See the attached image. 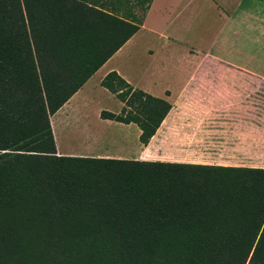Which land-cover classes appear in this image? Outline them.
<instances>
[{
  "label": "trees",
  "instance_id": "1",
  "mask_svg": "<svg viewBox=\"0 0 264 264\" xmlns=\"http://www.w3.org/2000/svg\"><path fill=\"white\" fill-rule=\"evenodd\" d=\"M84 0H0V264H264V167L58 154L53 115L138 29ZM147 144L171 109L115 70Z\"/></svg>",
  "mask_w": 264,
  "mask_h": 264
},
{
  "label": "crops",
  "instance_id": "2",
  "mask_svg": "<svg viewBox=\"0 0 264 264\" xmlns=\"http://www.w3.org/2000/svg\"><path fill=\"white\" fill-rule=\"evenodd\" d=\"M84 1L141 22L50 116L58 154L227 165L207 159L149 158L146 154L159 148L205 149L207 142H212L209 134L225 139L219 140L223 149L230 148L224 144L228 139L244 140L249 152L255 148L252 142L258 124L264 125V72L257 69L251 46L260 44L264 50V0H136L129 7L123 0ZM205 9L212 10L213 20L203 15ZM136 51L146 55L135 59ZM241 53H248L247 58H240ZM111 70L134 88L166 99L171 109L149 142L142 144L136 124L101 118L104 108L100 107L96 110L100 126H90L86 120V139L77 149L64 140L62 132L66 134L75 120L72 117L81 112L80 104L95 92L115 96L100 83ZM96 74L97 80L89 86ZM108 143L118 149L96 151L98 145ZM236 154L240 157L241 150Z\"/></svg>",
  "mask_w": 264,
  "mask_h": 264
},
{
  "label": "rangeland",
  "instance_id": "3",
  "mask_svg": "<svg viewBox=\"0 0 264 264\" xmlns=\"http://www.w3.org/2000/svg\"><path fill=\"white\" fill-rule=\"evenodd\" d=\"M123 1L128 7L133 6L136 2V0H123ZM137 14L141 15V12L137 11ZM203 15L206 16L209 19V21L213 20L212 10L209 11V9H205L203 11ZM251 47L254 49V51H252V54L254 55L252 59L258 65L257 69L259 71L264 72V50L260 47V44ZM144 55H146V53L144 54L142 52L140 53L139 51H136L135 59H138V57L144 58ZM247 55L248 53H241L240 58L245 59L247 58ZM98 75L96 74L91 78L90 82H88L89 86H91L97 80ZM93 95L94 97L89 98L88 102L80 104L81 112L80 113L78 112V114H75L72 117L75 120L73 124L69 127V130L67 129L66 134L62 132V136H64L63 137L64 140L71 143V146H75V147L80 146L82 144V141L86 139L85 136L87 132V126L84 123L86 122V120L90 122V126H96V125L100 126L98 124L99 122H97V116H96L97 115L96 110L98 108L101 107L112 112H117L122 107L121 101L115 96H108L107 94H102L98 92H95ZM258 125L259 126L257 128V131L255 132L256 133L255 141L252 142V145L256 144V146L250 152H249L250 149L246 148V145L248 144L244 140L239 142L240 141L239 139H234V140L228 139V141L224 142V144L229 145L230 148L223 149L220 141H223L225 139L220 137H213L216 136L217 134H209L208 139L211 140L212 142H207L206 144L207 148L205 149L159 148L158 151L157 149H154L155 152L152 154H146V157L157 158V159H180V160L207 159V160H212L214 162L225 163L227 165H235V164L237 165L239 163L244 162V160L247 161L250 159L252 160L251 163H249L251 166L264 167V125L260 123ZM214 127L215 126H213V128ZM66 135L68 136V139ZM239 145H242V148L239 147ZM215 146H219V149L216 148ZM104 148L108 149V151L118 149L117 146L108 143V145L107 144L98 145L96 151H100ZM239 149L241 150L240 157L236 154L240 152ZM201 152H203L204 156H200Z\"/></svg>",
  "mask_w": 264,
  "mask_h": 264
},
{
  "label": "bare ground",
  "instance_id": "4",
  "mask_svg": "<svg viewBox=\"0 0 264 264\" xmlns=\"http://www.w3.org/2000/svg\"><path fill=\"white\" fill-rule=\"evenodd\" d=\"M75 148H77V149H80V148H81V146H76Z\"/></svg>",
  "mask_w": 264,
  "mask_h": 264
}]
</instances>
